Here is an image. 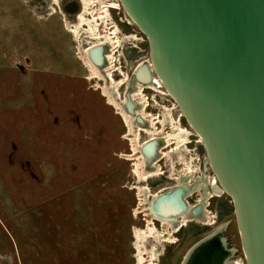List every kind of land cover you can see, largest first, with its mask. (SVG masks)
Listing matches in <instances>:
<instances>
[{
	"label": "rangeland",
	"instance_id": "obj_1",
	"mask_svg": "<svg viewBox=\"0 0 264 264\" xmlns=\"http://www.w3.org/2000/svg\"><path fill=\"white\" fill-rule=\"evenodd\" d=\"M53 1L0 0V264H181L223 224L234 260L246 264L232 200H208L211 187L209 195H186L187 205L204 206L195 221L185 215L189 221L149 230L142 188L150 199L191 186L195 176L199 185L213 181L207 153L164 87L137 79V68L150 65L149 44L119 0H103L114 10L99 23L118 50L110 65L114 88L107 72L106 82L92 79L79 61L86 35L78 42L65 28L79 21L64 28L50 16ZM69 3L78 7L79 0ZM106 83L120 100L144 86H137L144 89L139 105L147 100L158 132L140 133L141 143L172 139L160 176L141 182L134 161L122 158L131 153L128 129L98 89Z\"/></svg>",
	"mask_w": 264,
	"mask_h": 264
},
{
	"label": "water",
	"instance_id": "obj_2",
	"mask_svg": "<svg viewBox=\"0 0 264 264\" xmlns=\"http://www.w3.org/2000/svg\"><path fill=\"white\" fill-rule=\"evenodd\" d=\"M119 1L149 44L151 68H138L137 79L154 74L175 101L232 200L246 264H264V0ZM92 56L101 64L100 49ZM180 191L155 205L180 215L188 206ZM212 247L190 264H208Z\"/></svg>",
	"mask_w": 264,
	"mask_h": 264
},
{
	"label": "bare ground",
	"instance_id": "obj_3",
	"mask_svg": "<svg viewBox=\"0 0 264 264\" xmlns=\"http://www.w3.org/2000/svg\"><path fill=\"white\" fill-rule=\"evenodd\" d=\"M84 5H85V12L84 14H82L79 17V23L78 25L74 26L71 25L69 27L70 32L74 35V37L78 40V42L82 39L83 35H86V40L87 41H83V43H86V48H82L80 46L79 50L81 51L80 54V59L84 62V65H86V68L88 69V71L91 73V78L93 79H98L100 81L105 80L106 82V77H105V73L107 72L109 75V79L111 81L112 84V88H114L115 86L117 87L113 76H112V67L109 68V70L105 71V73L103 71H101L99 68L100 64H96L94 61V57L92 56V51H94L93 49H102L103 46L100 45H104L106 42H112L114 45V38H111V33L108 35H102V33H99V23L100 21L106 19V17H104V15H108V10H107V6L105 4V2L103 0H82ZM87 17H89V19H87ZM91 20V21H90ZM96 24V26H94ZM87 28V30H85V32L83 33V35L81 34V30L84 28ZM82 41V40H81ZM110 44V43H109ZM116 44V42H115ZM115 46V45H114ZM114 52V50L112 51ZM97 58V57H96ZM93 62H91L90 61ZM105 60V58H104ZM112 60V55H109V61L111 62ZM102 58L100 59V63H102ZM112 63V62H111ZM110 63V64H111ZM112 65V64H111ZM151 68V65H149ZM98 67V68H97ZM151 69H150V73H151ZM161 84L162 83L159 79H157L156 76L152 75L150 76V81L147 82V86H156V84L158 83ZM155 83V84H154ZM142 84L138 83L136 85V88L134 90V92L138 91L135 95H133V93H131L129 96L127 95V101L125 103V100H123L120 98L119 94H116L115 92L112 91V88L110 87V85H108L107 83L105 84V86H99L98 89L102 91V95L107 99V103L109 106L113 107L118 115H120L121 119L123 120V123L127 126L128 128V136H129V140L132 143V147H133V155H129L127 156V159L129 161H134L135 164V175L139 178V180L141 182H145L147 181L150 177H156L159 175V167H157V163L155 165H153V170H148L147 166H151V164L153 163V160H155L158 156L157 154V150L160 146V140L158 139H152L151 141H149L144 147H143V143H141V139H140V133L144 132L148 135L151 136V138L154 137L153 131L156 130L158 132V128L156 129V119L157 118H153L149 115H147V112L145 110V105L142 103L141 106V111L137 112L136 111V115H135V104L133 103V100L135 101V103L140 104V102L142 101ZM137 86H141L140 88ZM163 87V86H162ZM129 89V88H128ZM129 98V99H128ZM133 98V99H132ZM141 100V101H140ZM124 103H125V107L127 109H125L124 107ZM137 104V105H138ZM139 106V105H138ZM139 106V108H140ZM138 108V109H139ZM136 116H140V117H136ZM144 118H143V117ZM142 117V118H141ZM151 117V120H148V118ZM137 119V120H136ZM147 119L149 121L150 127L149 126H144L146 125V123L144 122V120ZM138 122V126H144V127H149L150 129L143 131L141 128H137V123ZM146 121V120H145ZM148 121H146L148 123ZM169 137H165V141L163 143V149L161 151V157H165L166 154L164 153V150L167 149L168 147L171 148L170 146V141L168 139ZM179 138V137H178ZM180 139V138H179ZM182 142H185V140H182ZM180 141L176 144L177 148L180 146L179 145ZM143 147V149H142ZM173 150L174 147H172ZM206 182V180H204ZM180 188V192H182V195H188V193L192 192V190H196V191H204L205 194L210 193V187L212 188V193L218 196H222L223 195V191L221 190L217 178L215 176V179L213 181H210L209 183H202L201 185L194 183L191 186H187L185 187L183 186H178ZM141 189V188H140ZM148 189L146 188H142V192H143V197L144 199L142 200V204H144L145 209L147 211L149 220H148V224H149V230L153 232V226H154V222H161L163 224H168V225H172L175 223H178V219L184 217L186 219V221H189V217H186L185 215H189L191 220H196V218L198 217L199 214H203L204 211V206L203 205H199L197 207H191L190 205H188L184 211H182L181 213H179L180 215H169V213L173 212V209L175 208V205H171L170 207H164L159 208L157 205H155L156 201L161 199L166 192L161 193L160 195H154V196H150L151 198L148 199L149 197L147 196V191ZM209 192V193H208ZM179 216V217H178ZM185 222V221H184ZM183 224V223H182ZM227 225L223 224L221 227H219L216 231L212 232L211 234L207 235L205 240L204 238L202 240H200L197 244H195L187 253V255L185 256L183 262L181 264H190L192 259L194 258V256L196 255V253L201 249V247H204V245L207 246H213V250H214V254L213 257L211 258V260L209 261L208 264H233L232 260L235 259V254L236 251L235 249H231L227 247V243L226 240L223 237V231L225 230ZM215 237L218 238V243L212 245H210V243H212V241H215ZM204 240V241H203ZM235 263V262H234ZM241 264V262H240Z\"/></svg>",
	"mask_w": 264,
	"mask_h": 264
},
{
	"label": "flooded vegetation",
	"instance_id": "obj_4",
	"mask_svg": "<svg viewBox=\"0 0 264 264\" xmlns=\"http://www.w3.org/2000/svg\"><path fill=\"white\" fill-rule=\"evenodd\" d=\"M120 2V1H119ZM53 4H54V8H53V13H51L50 14V16H52V17H54V18H56L57 20H58V18H61V25L65 28V23H66V21L68 20L69 22H77L78 23V21H79V17L82 15V14H84V12H85V8H84V4H83V2H82V0H79V3H78V7H76L73 3H69V0H54L53 1ZM121 4V3H120ZM107 6H109V7H107V10L108 11H110V10H114V8L112 7V6H110V5H108L107 4ZM109 16V15H108ZM63 17V18H62ZM68 17V18H67ZM133 23V22H132ZM134 24V23H133ZM101 25V24H100ZM136 27V26H135ZM117 28V27H116ZM137 28V27H136ZM118 29V31H119V28H117ZM65 30H67V31H69V28H65ZM99 31H100V28L98 29ZM70 32V31H69ZM71 33V32H70ZM83 32H81V34L80 35H83L82 34ZM99 33H101V32H99ZM102 33H104V32H102ZM72 34V33H71ZM132 37V36H131ZM116 42V41H115ZM100 46H103V48L101 49V57H102V63L99 65V69L101 70V71H103L104 73H105V69H107V68H109V67H111L110 65L112 64H110L109 63V55L110 54H113V60H112V62H113V66H114V68L116 67L115 66V55H116V53H117V48L116 47H114L113 45V47L112 48H110V44H104V45H100ZM105 47H109V49H108V51L106 52V50H105ZM94 50V49H93ZM114 50V53L112 52ZM79 55H77V58L79 59V61L82 63V65L85 67L86 65H84V62L80 59V57H78ZM104 58H105V60H104ZM90 61H91V59H90ZM92 62V61H91ZM93 63V62H92ZM107 64V66H105V69L104 68H102V64ZM144 64H142V65H140L138 68H140V67H142ZM86 68V67H85ZM98 68V67H97ZM137 68V69H138ZM86 70H87V68H86ZM106 74V73H105ZM87 79V78H86ZM155 84V83H154ZM142 86V85H141ZM157 86V85H156ZM142 87H144V86H142ZM148 87V86H147ZM146 87V88H147ZM147 89H149V88H147ZM129 90V89H128ZM150 90H152V89H150ZM143 91V94H144V89L142 90ZM101 95H102V93H101ZM145 96V95H144ZM102 97L105 99V100H107L103 95H102ZM146 97V96H145ZM133 99V98H132ZM124 100H125V103H126V101H127V98H124ZM125 103H124V107H125ZM133 103L135 104V106H136V108H135V115H136V111L138 110V108H139V106L135 103V101L133 100ZM111 107V106H110ZM113 108V107H112ZM147 108H148V103H147V100H146V111H147ZM125 109H126V107H125ZM126 111H127V109H126ZM116 113H117V111H116ZM118 115V114H117ZM149 116H152V115H150V114H148ZM119 117H120V115H118ZM136 117H140V116H136ZM121 118V117H120ZM142 118V117H141ZM159 119V118H158ZM137 120V119H136ZM144 120V119H143ZM121 121H123L122 119H121ZM144 122L146 123V125H144V126H148V123L144 120ZM136 123H137V125H138V122L136 121ZM160 124V123H159ZM126 126V125H125ZM143 126V127H144ZM126 128H127V126H126ZM158 128V127H157ZM128 129V128H127ZM143 132H141V134H142ZM191 137V136H190ZM162 138V137H161ZM127 140L129 141V143H130V154L129 155H133V147H132V143L130 142V140L127 138ZM158 140H160V143H161V146H159V148H158V150H157V154H158V156H157V158L155 159V160H153V163L151 164V166H147V169L150 171V170H153V165H155L156 163V165H158L159 166V168H160V171H159V175L158 176H160L161 175V170H162V167L160 166V164H161V162L167 157V156H165L164 158L163 157H161L162 155H161V151H162V147H163V143H162V140L160 139V138H158ZM149 141H151V139L149 140ZM149 141H147V142H144V145H143V147L149 142ZM191 142V141H190ZM189 144H186V149H187V146H188ZM143 147H142V149H143ZM167 153V152H166ZM129 155H123L122 154V158H123V156H125V158H126V160L127 161H129L128 159H127V156H129ZM155 163V164H154ZM134 164H135V162H134ZM134 164H133V166H134ZM134 169H135V166H134ZM133 172H134V170H133ZM132 172V173H133ZM158 176H156V177H158ZM136 177V176H135ZM156 177H150L148 180H150V179H153V178H156ZM209 177V176H208ZM137 178V177H136ZM198 178H201V177H194V181H193V184L194 183H196V181H197V179ZM211 178V177H210ZM213 178H215V175H214V177ZM175 187H177V186H175ZM149 189V188H148ZM172 189H174V188H172ZM150 190V189H149ZM169 190H171V189H168V188H165L164 189V192H167V191H169ZM164 192H162V193H164ZM199 192H202V191H199ZM161 194V193H160ZM215 197H220V196H215V194H213L212 192L210 193V198L208 199V200H210V199H212V198H215ZM200 205V204H199ZM198 205V206H199ZM193 207H197V206H193ZM206 210H207V208H206ZM195 221V220H194ZM193 221V222H194ZM155 224H160V222H154ZM153 223V224H154ZM191 223V222H190ZM185 226H187V225H185ZM185 226H182L181 228H180V230L183 228V227H185ZM235 262V263H234ZM232 263L233 264H240V261H236V260H232Z\"/></svg>",
	"mask_w": 264,
	"mask_h": 264
},
{
	"label": "trees",
	"instance_id": "obj_5",
	"mask_svg": "<svg viewBox=\"0 0 264 264\" xmlns=\"http://www.w3.org/2000/svg\"><path fill=\"white\" fill-rule=\"evenodd\" d=\"M233 208H229V210H232Z\"/></svg>",
	"mask_w": 264,
	"mask_h": 264
}]
</instances>
